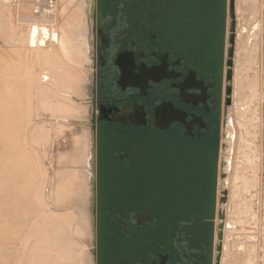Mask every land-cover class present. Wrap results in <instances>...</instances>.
Instances as JSON below:
<instances>
[{
    "label": "rangeland",
    "instance_id": "374dc122",
    "mask_svg": "<svg viewBox=\"0 0 264 264\" xmlns=\"http://www.w3.org/2000/svg\"><path fill=\"white\" fill-rule=\"evenodd\" d=\"M170 1L145 0L149 9L144 14L141 0H95L92 96L80 100L82 105L85 100L92 105L89 120L52 118L50 110L58 115L59 109L47 101L51 96L42 99L44 109L36 120L39 129L29 140L38 153L39 179L43 176L52 253L58 257L60 242H66L67 264H83L85 249L92 250L95 264H173L166 242L169 225L166 219L161 223L157 219L170 212V171L182 161L186 173L193 172L201 182L206 171H214L215 228L222 209L221 182L230 179L222 264H264V215H260V205L264 206L260 201L264 188V0H235L229 107L225 105L229 0L219 5L215 45L208 61L200 48L204 38L196 36L198 45L192 49L191 37L183 33V19L178 22L182 32L170 31ZM32 4L33 0H0V85L22 83L36 89L45 85L51 95L67 100L56 90L61 76L70 73L79 80L87 72L63 50L47 47L46 34L55 30L53 26H37L45 30L39 33L19 21L30 13ZM68 8L60 13V26L64 24L57 34L71 41V48H79L74 27L84 22V11L78 0H72ZM188 66L193 75L184 81ZM196 68L200 77L204 71L205 81L195 75ZM217 106L219 112L213 114ZM206 112H210L208 118ZM92 132L95 241L88 182L84 187L73 185V177L87 171L84 155ZM216 142L213 164L205 151L214 152ZM181 153L180 160L174 161ZM216 243L215 229L213 263Z\"/></svg>",
    "mask_w": 264,
    "mask_h": 264
},
{
    "label": "bare ground",
    "instance_id": "6f19581e",
    "mask_svg": "<svg viewBox=\"0 0 264 264\" xmlns=\"http://www.w3.org/2000/svg\"><path fill=\"white\" fill-rule=\"evenodd\" d=\"M70 1L72 2V0H47L46 2L45 0H33L30 13L22 15L19 19L22 24L39 33H45V30L38 29L41 26H50L51 28L53 26L55 30L46 34L49 37L47 47L63 50L62 53L73 60V64L83 65L86 70L85 76L81 75L79 80L74 79L70 73L61 76L60 85L56 87V90H61L67 100L57 94H52V96L46 90L45 85L39 89L27 87L22 83L0 85V264H67L66 259L69 257V246L66 242L64 245L60 242L58 257L52 253V247H54L52 227L47 221L49 214L45 208L47 205L45 203L46 196L41 189V186L44 185H41L43 176L39 179L41 170L38 166V153L30 144L29 135L34 136L36 130L39 129L36 120L41 117V110L44 109L41 103L42 99L47 96L53 98L47 101H53L55 107L59 109L58 115L55 110H50L52 118L57 116L64 120L79 121L89 120L91 115L92 105L90 102L85 100L86 104L82 105L80 100L92 96L93 0H78V7L84 11V22H80L74 27L77 43L81 42L79 48L74 45V49L70 46L71 41L66 42L65 38L57 34V30L61 29L64 24L62 23L60 26V13L62 11L64 14L69 11ZM233 66L231 68L232 88ZM92 137L93 132L90 137V149L87 147L84 155L85 161L83 160L88 165L87 171L82 176L73 177V185L77 188L84 187L85 182H88L89 197L91 196ZM226 164L231 167L233 162L228 159ZM230 185L229 178L221 182V194L223 191L227 192V201H229L228 189ZM42 188L44 189V187ZM227 203L221 204L225 210V221L229 205ZM224 224L226 227L227 223L224 222ZM222 261L223 257H221V264ZM83 264H95L92 250H84Z\"/></svg>",
    "mask_w": 264,
    "mask_h": 264
},
{
    "label": "trees",
    "instance_id": "16d2710c",
    "mask_svg": "<svg viewBox=\"0 0 264 264\" xmlns=\"http://www.w3.org/2000/svg\"><path fill=\"white\" fill-rule=\"evenodd\" d=\"M144 1L141 0L140 9L146 14L145 11L149 7L143 3ZM221 3L222 0L170 1L169 15L172 17L170 31L172 29L176 33L182 32L178 22L183 19V33L185 36L191 37L190 46L192 49L198 45V36L204 38L200 48H202L207 61L209 60V53L210 56L212 54L210 49L212 50L215 45L213 39H215ZM204 61L205 59L200 61L202 65ZM187 69L188 72L184 81H188L189 76L193 75L189 74V66ZM196 71L195 75L199 76L200 68L199 70L196 68ZM200 79L202 82L205 81L204 71L202 77L199 76ZM218 112L219 106L213 114H218ZM206 116L208 118L210 112H206ZM217 147L216 142L214 152L208 148L205 151L207 152L205 158L213 164L217 158ZM180 157H182V153L181 156L175 157L174 161H179ZM184 164L183 161L179 162L175 164V170L171 169L170 171L172 176L169 182L171 184L169 191L170 212L162 213L157 220L161 223L166 219L169 225L166 242L171 248L169 258L173 264H212L215 236L216 177L214 171H206L201 182L195 178L193 172L190 175L186 173Z\"/></svg>",
    "mask_w": 264,
    "mask_h": 264
},
{
    "label": "water",
    "instance_id": "95a60500",
    "mask_svg": "<svg viewBox=\"0 0 264 264\" xmlns=\"http://www.w3.org/2000/svg\"><path fill=\"white\" fill-rule=\"evenodd\" d=\"M93 14L95 0L92 1ZM236 12H235V0H229V48L227 50V71L226 78L228 85L226 87L225 93V105L227 107L231 106V96H232V66H233V57L235 51V38H236ZM93 34H94V18H93ZM95 43V36H94ZM95 136L92 137V149H91V161H92V176L90 180V193H91V216H92V228H93V237L95 241V205H96V188H95ZM227 192L223 191L221 197L219 196V203L225 205ZM218 223L216 225V239L217 243L215 245V256L213 264H221L222 249H223V238H224V229H225V210L222 208L217 214Z\"/></svg>",
    "mask_w": 264,
    "mask_h": 264
},
{
    "label": "crops",
    "instance_id": "0c3cea01",
    "mask_svg": "<svg viewBox=\"0 0 264 264\" xmlns=\"http://www.w3.org/2000/svg\"><path fill=\"white\" fill-rule=\"evenodd\" d=\"M260 177V176H259ZM258 187L254 190V192H256V191H258ZM263 190H264V188H263ZM263 190L261 191V193H260V201H261V203H263V205H264V200H263V198H264V194H263ZM257 196H259V195H257ZM256 202H258L259 203V197L256 199ZM261 206V210H260V215H262V217H263V215H264V206H262V205H260ZM259 215V216H260ZM263 221H264V219H263Z\"/></svg>",
    "mask_w": 264,
    "mask_h": 264
},
{
    "label": "flooded vegetation",
    "instance_id": "af4514ba",
    "mask_svg": "<svg viewBox=\"0 0 264 264\" xmlns=\"http://www.w3.org/2000/svg\"><path fill=\"white\" fill-rule=\"evenodd\" d=\"M189 115V114H188ZM156 116H157V113H156Z\"/></svg>",
    "mask_w": 264,
    "mask_h": 264
}]
</instances>
